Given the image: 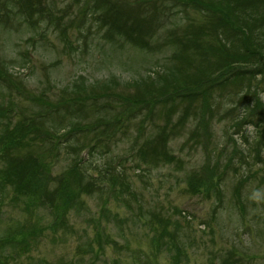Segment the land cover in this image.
Returning <instances> with one entry per match:
<instances>
[{
	"label": "rangeland",
	"instance_id": "374dc122",
	"mask_svg": "<svg viewBox=\"0 0 264 264\" xmlns=\"http://www.w3.org/2000/svg\"><path fill=\"white\" fill-rule=\"evenodd\" d=\"M199 1L21 0L18 8L15 1L0 0V154L4 160L9 158L7 164L0 159V168L6 171L5 176L0 170V177L10 175L15 182L0 187V234L8 225H17L11 237L21 244L0 247V264H77L79 256L87 264H175L176 259L177 264H264V144L256 145L258 138H253L255 124L264 125L262 74L254 79L258 96L237 91L227 82L208 108L200 98L192 104L182 100L168 115L162 107L152 110V115L148 113L152 122L143 135L148 132L157 138L161 131L160 139L150 145L161 147L162 133H168L171 153L146 162L145 154L138 159L135 153L143 135L134 140L139 118L130 121L127 115L138 114L145 99L168 92L158 89L154 96L147 95L153 72L169 69L184 80L186 76L194 80L207 72H197L206 66L197 57L200 52L207 51L210 57H215L213 52L218 51L219 57L224 52L212 45L215 35L210 21L218 16L199 12ZM204 1L212 7L210 0ZM213 1L214 7L224 2L218 7L221 14L229 12L230 5L238 10L264 5L260 0ZM221 23L227 32L230 27ZM254 23L263 26L264 16ZM193 26L202 27L195 30ZM218 37L230 44L224 34ZM240 40L227 48L243 47ZM185 52L195 57V63L182 69L178 65L184 64ZM239 67L243 73L254 65ZM225 72L221 74L228 76ZM83 94L115 98L113 111L120 118L105 113L100 104L85 108V120L79 119L81 109L74 108L78 104L74 102L81 101L78 95ZM120 96L130 97L137 109L127 107ZM255 99L263 106L262 114L258 110L252 124L237 125L236 134L233 121L244 113L249 115L248 109L256 108ZM68 106L71 112L66 115ZM67 120H74L75 125L68 127ZM92 121L105 125H98L93 134L82 132L87 126L83 124ZM27 125L30 139L24 143L13 139ZM75 127L79 131L69 139ZM124 131L133 141L127 140ZM97 134L102 135L98 150H92L91 144L83 147ZM107 134L110 144L103 141ZM248 143L260 157L251 169L238 159ZM22 145L27 147L23 153L11 152L10 148ZM70 145L75 162L83 160L79 173L68 172ZM29 152L38 155L40 160H35L47 168L48 175L42 180L33 173L32 163L24 161ZM210 154L216 155L218 173L206 169ZM230 165H235L233 176ZM85 172L98 179H124L129 188L114 194L106 189L100 194L92 181L83 178ZM208 172L214 184L198 190L189 187L195 174L207 177ZM236 186H241L244 202L241 215H262L250 228V220L237 219V211L230 207V192ZM217 191H223L222 208ZM253 201L259 206L257 211ZM27 243L31 247L23 252ZM174 246L180 248L179 255ZM153 250L159 253L150 260Z\"/></svg>",
	"mask_w": 264,
	"mask_h": 264
},
{
	"label": "trees",
	"instance_id": "16d2710c",
	"mask_svg": "<svg viewBox=\"0 0 264 264\" xmlns=\"http://www.w3.org/2000/svg\"><path fill=\"white\" fill-rule=\"evenodd\" d=\"M16 2V5L18 6V8L20 6H22L20 4L21 0H12ZM195 2H197L198 0H194ZM262 4H264V0H260ZM206 1L204 0H200L199 4L196 6V9L201 12V13H213L214 15L212 16H218V18L216 17L215 20H211V27H212V33L213 35H215L214 37V43H212L213 46H216L217 48H219L220 50H224V52L219 56H217L216 53H218V51L216 53L213 52V56L215 55V57H210V55H207V51L204 52H200L201 56H197L198 59H200V63H204L206 66L207 64L209 65L210 62H212L210 64V66H207L209 68L204 69L206 66H200L197 69V72H199L202 74V70L204 72H206L204 75L202 74V76H200L199 78H193L194 80H191V77L186 76V80H184V77L181 78L179 76H177L176 74H174L173 71H170L169 69H164V70H157L155 72H153V76L151 77L150 80V87L151 89H149L148 94L150 96H154V93L157 92L158 89L164 90V89H168V92L163 93L162 95H156L153 98H147L144 101H146L147 103L144 104V108H142L138 114H134L131 113L130 115H127V119L132 121L134 120L136 117L139 118V125L137 128V132L138 136L136 137V139L134 140H138L141 138V136L143 135V129L147 127V124L152 122L151 119H149L148 113L152 115V113L157 107H162L164 111V113L166 115H168L169 112H173L174 111V107L176 106L177 103L181 102L182 100L187 101V103H193L194 101H199V99L201 98L200 103L202 105H204V108H208L209 102L212 98L215 99V95L216 93H218L223 85L227 84V82L232 83V87L235 88V90L237 89V91H245V92H250L251 94H253L254 96H258V82L255 81L254 79L255 77H257V75L262 74V78L264 79V25L263 26H259L258 24L254 23L255 21L258 20L259 17H263L264 16V5H250L249 6H242L240 10H238L234 5H230L228 8L227 13H220L218 9V7L222 4H224V2L220 3V5L218 7H214L215 2L213 0H210V5L212 7L208 8V6H206L205 4ZM214 2V3H213ZM237 2V1H236ZM234 0V4L236 3ZM8 5V3H7ZM150 6V5H148ZM143 7V6H140ZM133 8V7H132ZM134 9V8H133ZM19 10V9H18ZM111 11V10H110ZM147 11V9H146ZM224 11H226L224 9ZM222 12V11H221ZM147 13V12H146ZM210 13V14H211ZM106 15H109V11ZM129 21H134L132 17H130ZM227 18H230L232 21H228ZM212 19V18H210ZM221 20L223 22V24L227 27L229 26L230 28L227 30V32L224 30V26H222ZM139 20H142L141 18H139ZM149 21V20H148ZM26 22V21H25ZM261 24V23H260ZM198 27H202V26H193V28L196 30ZM218 28V29H217ZM193 29V30H194ZM216 30V31H215ZM232 34L231 36L227 37L229 34ZM219 34H224L225 37H227L228 40H230V44L231 45H238L235 44V41L239 40L241 41V37H242V43H243V47L238 46L239 49L237 50H230L227 47L230 46V44L226 43L225 41H223L222 39H220L218 37ZM203 38V37H202ZM219 41L217 42L216 41ZM202 43H204L205 45H208V41H203ZM201 47V46H200ZM224 47V48H223ZM190 48V47H189ZM188 49V48H186ZM188 54V52H185ZM198 54V53H197ZM172 59H174L172 57ZM195 57H192L191 55H187L186 58H182V61L184 64H180L178 65V67L184 69L185 65L188 66L190 64H193V62L195 63ZM215 60V61H212ZM178 62V61H177ZM245 65H250L254 67H251L250 69L247 70V72H243L240 73L239 69L242 70L239 66H245ZM254 68V69H253ZM229 72L228 76H224L223 74H221V72ZM225 72V73H226ZM209 73V74H207ZM215 73V74H214ZM214 74V75H212ZM210 76V77H208ZM112 83H114L113 81H110ZM180 82L182 84H180ZM0 84H2V82H0ZM244 84V85H243ZM156 87L155 89H153V87ZM231 87V88H232ZM78 88V87H77ZM80 89V88H79ZM234 90V91H235ZM251 94H247V95H251ZM246 95V96H247ZM98 95H94V97H89L86 96V94L83 95H78L79 100L81 101H76L74 103H78L74 105V108H80L81 110L78 111V116L79 119L81 120H85L83 119L84 117V113H82V111L87 108L88 106H93V107H97L100 106V104H102L103 106H105L104 109H102L105 113H107L108 115H112L114 117L120 118V116H118V113L114 110L113 111V104L117 101L112 98H108L107 100H103L99 97H97ZM119 96V95H117ZM102 97V96H101ZM121 97V96H120ZM149 99V100H148ZM121 100L123 103H125L127 105V107H129V105H133L134 108L133 109H137L135 108V105L138 104H134L133 100L126 96V97H121ZM256 100V101H255ZM254 103L256 102V108H250L249 110V115H246L245 113L239 117L237 116V118L239 119L238 121H233V128L236 130L237 125L246 123L247 124H252L254 122L253 118L256 119L258 116L257 111L261 110V114H262V104L260 103L259 99H255ZM118 102V101H117ZM122 103V104H123ZM112 104V105H111ZM181 105V103H180ZM140 106H138L139 108ZM189 107V106H186ZM113 111V112H112ZM69 112H71V108L70 106H68V108L66 109V115L69 114ZM65 115V114H63ZM74 117V114H73ZM124 117V116H122ZM126 117V116H125ZM263 117V115H262ZM264 118V117H263ZM124 119V118H123ZM80 120V121H81ZM119 120V119H118ZM126 121V119H124ZM100 121V120H99ZM94 122L92 121V124L89 125L88 123L83 124V125H87L84 126L83 128H81L82 132H89L92 131L88 134H93L96 131V128L98 125H102L104 126L105 124L103 122ZM69 123L68 127L71 128V125H75L74 120L71 121H66ZM263 122V121H262ZM264 123V122H263ZM59 125H62L61 123H59ZM74 128V127H72ZM77 129L73 130V134L69 135V139L71 137H73V135L79 131V127H75ZM255 131H256V135L253 137L254 139L258 138L257 140V144L256 145H261L264 144V125H256L255 124ZM29 126L27 125V128H23L21 131L17 132V134H13V139H16L17 142H22L24 143L25 139H30L29 136L31 135V133H29ZM11 132V131H10ZM32 132V131H31ZM236 134L239 133V130L237 129ZM159 133H161V131H158V133H156L157 138H154V136H150V133L147 132L146 135H143V137L141 138V140L138 142L139 144H141V146L135 151V153L137 154L138 159H140L141 155H144L146 157V160H144L145 162L147 160H153L154 157H159V155L161 153H163L162 155L165 156L167 155L166 153H171L170 149L168 148V142H169V138H167L168 133H162V137H163V145L161 147H154V146H150L152 143H154L155 141L157 142L160 139ZM79 134V133H78ZM112 135V134H111ZM124 136H126L127 140H132L130 138V135L128 134L127 131H124ZM77 137V136H74ZM110 134H107V136H104L103 141H106L108 144H110ZM102 135L101 134H97L96 136H93L92 138L88 139L87 142H85L83 144V147H88L91 144V148L93 150V148H96L97 150L100 148V146H97V142L102 141ZM115 139V137H112ZM68 139V138H66ZM246 139V138H245ZM245 139H243V141L245 143H247V141H245ZM78 141V140H77ZM10 142V140H9ZM12 144H15V141H12ZM73 146H68V150L66 152V156L68 154V157L71 158V164H68V172L69 173H79L81 171L80 169V164H83V160L82 158H79L76 162L74 159V156L69 153L70 150L72 149ZM98 147V148H97ZM90 148V150H91ZM105 148V147H104ZM12 149L11 152L14 154L15 152L18 153H23L22 151L24 149H27V147L25 148V145L22 146H17V147H13L10 148ZM89 150V152H90ZM101 152V149L97 152L95 151V153H97V155H99V153ZM243 152V153H242ZM240 153V157L238 158L239 160H241V164L246 165V167L248 169L252 168V164L258 160H260V157L258 158L257 155V151L256 150H252L251 147L248 146L245 148L244 151H242ZM133 154V153H132ZM161 155V156H162ZM3 155L0 154V159L2 160V164H7L9 163V158H7L6 160L2 159ZM214 158L216 159V155H208L206 158V169L207 167H210V169H212L213 172L218 173V170L220 168V165H218L217 163L214 164ZM35 159L40 160L38 155H34L32 153H27L24 156V161L26 163H32V167H33V173H35L36 176L39 175V179L42 180L43 178H45L48 175V171L46 170L47 168L43 167L44 164H42L41 162H37ZM212 159V161L210 162V160ZM41 165V166H40ZM258 165L260 166V164L258 163ZM225 166V165H224ZM222 166V167H224ZM226 166H229L226 164ZM230 170H231V174L233 176V174H235L233 171L235 168V165H230ZM254 166V164H253ZM233 167V168H232ZM205 169V168H204ZM0 170H2L4 172V175L6 176V171L3 167L0 168ZM212 173L208 172V176L205 177L203 174L200 175L199 174H195L194 177L192 178V183L190 184V188L192 190H198L199 187H206L208 185H212L214 184L213 181L215 179H213V176L210 175ZM84 179H88L90 181H92V183L94 184V186L96 187L97 190L100 191V194H102L101 191H105L106 189H109L111 193H117V191H119V189L121 191H125L129 188V184L124 180V179H112L109 178V180H105V179H101L102 177H100L98 179L97 176H88V174H83L82 175ZM247 176V175H246ZM122 177H125V174H122ZM222 177H223V173L220 174V176L218 177V182L220 183V181H222ZM233 178V177H232ZM9 183H11L12 185L15 183L12 180V177L9 175L7 177H0V187H3L5 185H7ZM216 184L218 185V182L215 181ZM242 184V182H239ZM117 187H119L117 189ZM237 187H241V186H236L234 188V192H230L231 193V203H230V207L234 209L235 213L237 211V216L236 218H240L242 217H247L250 220V223L248 224V227L250 228L251 225L256 224L257 223V218L258 215L260 216L259 219L262 218V215L259 213H253L251 215H241L243 212H245L244 209V202L242 200V194L239 193V191L241 190V188H237ZM217 200L219 201V203H221L220 208H222L224 206V198H223V191L220 193L219 191H217ZM253 210L257 211L258 209V205L253 201ZM215 219V218H214ZM245 218L240 219L239 223H242L241 220H243ZM15 223H18V221H13ZM10 222V223H13ZM165 222V221H164ZM166 223H168V221H166ZM246 223V222H245ZM12 224L8 225V228L2 233L0 234V247H4L7 244H11L12 248H16L19 244L18 241H16V239H13L12 233L14 232V228L18 227L17 225H13ZM167 226V225H165ZM264 231V228H262ZM165 233V230H163ZM17 243V244H14ZM163 244H168L167 241H165ZM160 247H162L161 244H159ZM31 246H29V243H27L26 245H24V250L23 252H28L29 248ZM101 247V246H100ZM174 248L177 250V255L180 254V248H177L176 246H174ZM3 249V248H2ZM159 250H153L151 255L154 254L155 256L158 255ZM93 255V254H92ZM153 256V255H152ZM150 256L149 259H156L155 256ZM229 257V256H228ZM228 257L224 260V263L227 262ZM77 264H87L83 258L81 256H79L76 259ZM175 264H177V259L174 260ZM230 263V262H228Z\"/></svg>",
	"mask_w": 264,
	"mask_h": 264
}]
</instances>
